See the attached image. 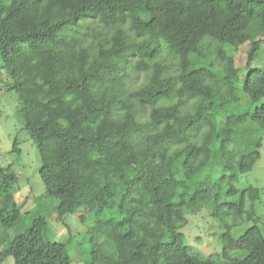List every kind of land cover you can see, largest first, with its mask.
<instances>
[{"label":"trees","instance_id":"16d2710c","mask_svg":"<svg viewBox=\"0 0 264 264\" xmlns=\"http://www.w3.org/2000/svg\"><path fill=\"white\" fill-rule=\"evenodd\" d=\"M0 85L56 220L86 209L85 264H264L262 190L236 186L264 150V0H0ZM14 192L0 166V264H71ZM205 206L227 231L258 226L242 257L187 244Z\"/></svg>","mask_w":264,"mask_h":264},{"label":"rangeland","instance_id":"374dc122","mask_svg":"<svg viewBox=\"0 0 264 264\" xmlns=\"http://www.w3.org/2000/svg\"><path fill=\"white\" fill-rule=\"evenodd\" d=\"M88 23V20L85 21ZM245 45H242L235 56V64L241 68L245 62ZM263 63L256 60L252 65ZM133 83L141 77V73L135 70L130 71ZM249 99L256 100V95L251 92ZM264 102V97L257 103ZM18 100L14 92L6 90L0 85V166L8 180L13 183L15 192L14 199L20 205L23 215L22 227L29 225L33 216L42 215L48 221V236L52 240L63 241L71 258V264H85V252L88 250V243L84 238L86 226L80 223V216L86 209H80L75 214L64 217L66 225L60 224L56 220L54 210V200L44 196L43 184L39 176L40 157L34 141L29 133L23 129V123L18 115ZM17 139L20 152H9L14 139ZM264 144V136L262 140ZM123 162L129 168L134 166L131 157H125ZM220 170H215L213 178L220 175ZM157 177H153L155 181ZM203 182L196 183L197 187ZM247 184H253L262 190L261 204L259 212L262 222L260 229H264V150L261 149V156L255 163L253 169L242 174L236 183L241 188ZM263 215V216H262ZM187 224L182 228L187 244L193 245L196 250L204 255L220 252L222 248L236 258L243 256V245L248 236L257 230L258 226L251 223L243 224L233 228L231 231L222 226L219 221V213L210 207H203L198 212L185 213ZM2 229L0 225V230ZM263 231V230H262ZM264 233V232H263ZM229 264V263H217Z\"/></svg>","mask_w":264,"mask_h":264}]
</instances>
